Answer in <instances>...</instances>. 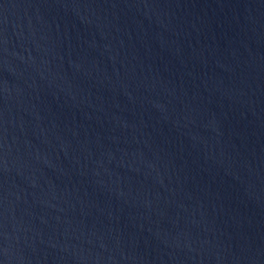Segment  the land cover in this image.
I'll list each match as a JSON object with an SVG mask.
<instances>
[{
  "label": "water",
  "instance_id": "1",
  "mask_svg": "<svg viewBox=\"0 0 264 264\" xmlns=\"http://www.w3.org/2000/svg\"><path fill=\"white\" fill-rule=\"evenodd\" d=\"M0 264H264V0H0Z\"/></svg>",
  "mask_w": 264,
  "mask_h": 264
}]
</instances>
